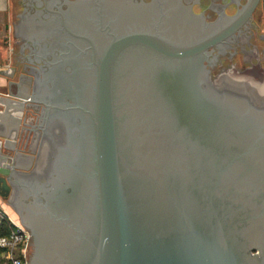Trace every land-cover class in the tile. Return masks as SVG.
I'll use <instances>...</instances> for the list:
<instances>
[{
	"label": "water",
	"instance_id": "obj_1",
	"mask_svg": "<svg viewBox=\"0 0 264 264\" xmlns=\"http://www.w3.org/2000/svg\"><path fill=\"white\" fill-rule=\"evenodd\" d=\"M25 2L0 73L17 79L31 29L14 105L43 106L16 149L40 141L27 165L6 143L0 195L28 264H264V69L237 48L211 72L264 0L214 21L181 0Z\"/></svg>",
	"mask_w": 264,
	"mask_h": 264
},
{
	"label": "crops",
	"instance_id": "obj_2",
	"mask_svg": "<svg viewBox=\"0 0 264 264\" xmlns=\"http://www.w3.org/2000/svg\"><path fill=\"white\" fill-rule=\"evenodd\" d=\"M12 47L13 36L11 0H0V68H7L13 63ZM13 77L14 75L9 76L0 73L2 92L0 96V145L2 144V153H4H0V155H10L14 153V151L12 152V150L7 149L9 147L6 146V143H11L12 141L14 143V147L11 149L15 150L21 127L31 128L32 126L37 125L41 107L43 106L42 104H29L30 101L26 100L28 101L24 102L26 109L24 111H17L14 101H18L17 99L19 98L16 97V94L27 93L28 96L29 93L31 94L34 75L23 72L20 68L17 79H13ZM17 118H19L18 124L15 123V119ZM39 141L40 136L38 137L34 153L37 152ZM15 151L22 153V156L19 158V163L21 165H27L29 163L28 155H34V153L18 149ZM2 199L3 197L0 195V206L4 209Z\"/></svg>",
	"mask_w": 264,
	"mask_h": 264
},
{
	"label": "flooded vegetation",
	"instance_id": "obj_3",
	"mask_svg": "<svg viewBox=\"0 0 264 264\" xmlns=\"http://www.w3.org/2000/svg\"><path fill=\"white\" fill-rule=\"evenodd\" d=\"M29 0H26L25 4L28 5ZM37 0H32V4L35 5ZM61 3H63L62 6L66 7V2L64 0H60ZM133 1H139V0H133ZM144 2H149L151 0H143ZM158 1V0H157ZM164 1H170V0H160V2ZM172 1V0H171ZM185 5H190L191 9L195 13H201L203 12L204 15H206L207 21H214L221 12H224L227 15L233 14L238 7H240L241 4L245 2V0H181ZM58 4V1L57 3ZM263 10V6L261 7ZM31 10V8H28ZM257 9V8H256ZM256 11V10H255ZM264 11V10H263ZM255 12L253 14L254 18ZM251 20V22L242 29L240 33H237L234 37H231L229 40H227L223 45H221L219 48L215 49L213 55H217V61L214 65V67L211 68L212 70L215 68L217 62L221 57H224L228 55V57L232 58L237 52V48H240L241 55L244 61H250L254 58L262 57L264 61V48L261 51V56H257L256 52L257 50L254 49H246L251 43L250 39H254L255 34H257V40L259 42L264 43V34L257 32V24L254 22V20ZM27 32V30H26ZM31 32V33H30ZM30 36V38L27 36L23 38L24 46L28 50L29 54L24 56V61L28 63V58L30 53H33V51L36 48V43L34 42V37L31 35L32 33L31 29H29V32H27ZM212 55V56H213ZM211 56V57H212ZM29 64V63H28ZM247 68V67H246ZM223 69V68H222ZM221 70V69H220ZM54 80L56 79V76L53 77ZM79 120V119H78ZM79 126L81 125V121L79 120Z\"/></svg>",
	"mask_w": 264,
	"mask_h": 264
},
{
	"label": "built area",
	"instance_id": "obj_4",
	"mask_svg": "<svg viewBox=\"0 0 264 264\" xmlns=\"http://www.w3.org/2000/svg\"><path fill=\"white\" fill-rule=\"evenodd\" d=\"M0 83V96H1ZM0 217H5L12 225V229L5 235L0 236V249L5 264H28L31 246V235L22 224L14 219L0 206Z\"/></svg>",
	"mask_w": 264,
	"mask_h": 264
},
{
	"label": "rangeland",
	"instance_id": "obj_5",
	"mask_svg": "<svg viewBox=\"0 0 264 264\" xmlns=\"http://www.w3.org/2000/svg\"><path fill=\"white\" fill-rule=\"evenodd\" d=\"M262 3L259 4V6L257 7L256 11H255V15H254V22L259 26V31L258 33L264 34V11L262 10ZM257 39V38H256ZM258 41V40H257ZM259 42V41H258ZM264 48V43L259 42V52H260V56H261V51ZM260 61H261V67L262 69H264V61L262 59V57H260ZM23 63H27L26 61H22L20 68L22 69V65ZM36 153H34L35 155ZM2 202L4 203V210L10 214L14 219H16L18 221V218L16 216V214L12 211V209L6 204L5 198L3 197ZM19 222V221H18ZM0 264H5V258L3 257L2 252H0Z\"/></svg>",
	"mask_w": 264,
	"mask_h": 264
},
{
	"label": "trees",
	"instance_id": "obj_6",
	"mask_svg": "<svg viewBox=\"0 0 264 264\" xmlns=\"http://www.w3.org/2000/svg\"><path fill=\"white\" fill-rule=\"evenodd\" d=\"M12 229V225L5 217H0V236L7 234ZM0 252L1 249H0Z\"/></svg>",
	"mask_w": 264,
	"mask_h": 264
}]
</instances>
